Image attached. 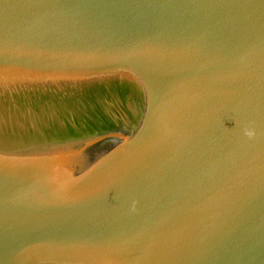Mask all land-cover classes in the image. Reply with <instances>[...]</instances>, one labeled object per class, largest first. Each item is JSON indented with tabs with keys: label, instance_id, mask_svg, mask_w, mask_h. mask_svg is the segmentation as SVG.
<instances>
[{
	"label": "water",
	"instance_id": "95a60500",
	"mask_svg": "<svg viewBox=\"0 0 264 264\" xmlns=\"http://www.w3.org/2000/svg\"><path fill=\"white\" fill-rule=\"evenodd\" d=\"M0 264H264V0H0Z\"/></svg>",
	"mask_w": 264,
	"mask_h": 264
},
{
	"label": "clouds",
	"instance_id": "9594fccd",
	"mask_svg": "<svg viewBox=\"0 0 264 264\" xmlns=\"http://www.w3.org/2000/svg\"><path fill=\"white\" fill-rule=\"evenodd\" d=\"M246 134L248 135V136H252V132L251 131H246Z\"/></svg>",
	"mask_w": 264,
	"mask_h": 264
}]
</instances>
